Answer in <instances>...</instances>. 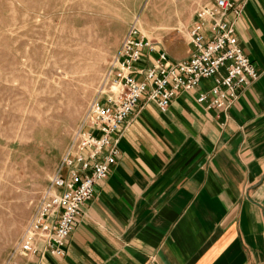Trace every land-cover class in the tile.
I'll use <instances>...</instances> for the list:
<instances>
[{
	"label": "crops",
	"instance_id": "1",
	"mask_svg": "<svg viewBox=\"0 0 264 264\" xmlns=\"http://www.w3.org/2000/svg\"><path fill=\"white\" fill-rule=\"evenodd\" d=\"M233 1L258 79L226 110L196 101L212 80L164 112L142 101L64 257L16 264H264V0Z\"/></svg>",
	"mask_w": 264,
	"mask_h": 264
},
{
	"label": "rangeland",
	"instance_id": "2",
	"mask_svg": "<svg viewBox=\"0 0 264 264\" xmlns=\"http://www.w3.org/2000/svg\"><path fill=\"white\" fill-rule=\"evenodd\" d=\"M207 1L0 0V264L27 258L18 242L130 25L178 60Z\"/></svg>",
	"mask_w": 264,
	"mask_h": 264
},
{
	"label": "built area",
	"instance_id": "3",
	"mask_svg": "<svg viewBox=\"0 0 264 264\" xmlns=\"http://www.w3.org/2000/svg\"><path fill=\"white\" fill-rule=\"evenodd\" d=\"M242 6L233 0H213L195 12L189 30L190 54L174 60L160 44L151 43L136 22L130 25L107 73L109 88L89 105L81 128L52 177L16 247L24 257H64L83 206L95 186L106 179L120 155V138L142 101L166 111L183 93L212 80L199 104L226 110L240 90L258 79L254 63L244 53L234 21Z\"/></svg>",
	"mask_w": 264,
	"mask_h": 264
}]
</instances>
